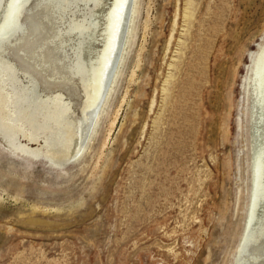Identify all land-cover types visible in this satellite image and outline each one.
<instances>
[{
  "label": "rangeland",
  "instance_id": "rangeland-1",
  "mask_svg": "<svg viewBox=\"0 0 264 264\" xmlns=\"http://www.w3.org/2000/svg\"><path fill=\"white\" fill-rule=\"evenodd\" d=\"M111 1L25 0L0 39V264H264V200L242 245L264 0H138L102 116L67 158ZM58 95L60 117L58 100L40 109Z\"/></svg>",
  "mask_w": 264,
  "mask_h": 264
},
{
  "label": "bare ground",
  "instance_id": "bare-ground-1",
  "mask_svg": "<svg viewBox=\"0 0 264 264\" xmlns=\"http://www.w3.org/2000/svg\"><path fill=\"white\" fill-rule=\"evenodd\" d=\"M24 2L25 0H9L5 14L0 21V39L11 34L16 28L18 10ZM137 9L138 0H112L106 15L104 14L103 44L99 48L96 57L91 58L87 63L91 79V91L88 103L82 111V119L76 120L79 144L77 145L76 152L72 151V153L70 152L65 155L67 158L78 157L79 153L85 149L88 139L102 116L106 100L119 74L120 65L126 52V45L130 43ZM259 66L256 103L257 106L259 105L264 109V49L261 53ZM1 91L5 92L4 89H1ZM49 100L59 101L54 106V114L60 117L65 112V108L61 107L60 104L62 97L58 95L45 100V97L42 96L39 102L40 109H49ZM73 144H75V141H73ZM253 158L252 192L244 231L245 238L242 245H247V241L251 237L258 208L264 200V144L257 147Z\"/></svg>",
  "mask_w": 264,
  "mask_h": 264
}]
</instances>
